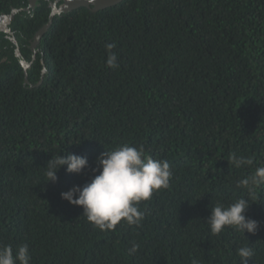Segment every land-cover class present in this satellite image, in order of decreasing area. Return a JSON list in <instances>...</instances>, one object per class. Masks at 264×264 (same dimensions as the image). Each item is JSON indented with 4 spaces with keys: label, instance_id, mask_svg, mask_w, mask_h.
<instances>
[{
    "label": "trees",
    "instance_id": "trees-1",
    "mask_svg": "<svg viewBox=\"0 0 264 264\" xmlns=\"http://www.w3.org/2000/svg\"><path fill=\"white\" fill-rule=\"evenodd\" d=\"M37 2L11 22L29 60L51 12ZM26 6L0 0V15ZM5 33L0 247L27 244L30 264H242L237 249L248 246V264H264V184L239 183L264 165V0H123L56 15L29 83ZM109 43L116 69L106 64ZM126 143L167 161L172 177L140 202L139 224L101 230L61 193L89 182L97 157ZM68 153L89 166L69 173L65 165L45 181L48 161ZM233 157L254 163L236 167ZM241 197L257 232L213 234L211 208Z\"/></svg>",
    "mask_w": 264,
    "mask_h": 264
},
{
    "label": "clouds",
    "instance_id": "clouds-1",
    "mask_svg": "<svg viewBox=\"0 0 264 264\" xmlns=\"http://www.w3.org/2000/svg\"><path fill=\"white\" fill-rule=\"evenodd\" d=\"M116 45H106L108 56L106 64L116 69L119 67L117 54L112 51ZM29 83V82H28ZM236 167L251 166V158L233 157ZM230 162V161H229ZM98 172L83 186L75 185L61 193L63 199L83 207V215L95 227L101 230H111L122 220L129 225L139 224L144 217L140 210L141 201L151 199L153 193L169 186L172 177L170 164L167 161L154 159L145 154L143 146L123 144L114 150L102 152L97 157ZM67 165L69 173H81L89 166L86 156L68 153L67 155H54L48 161L46 180H58V171ZM243 186H259L264 184V165L256 168L255 172L239 182ZM251 202L244 197L224 206L217 204L211 208L207 218L213 234H220L226 227H233L244 234H255L259 222L246 216ZM135 251V247L131 249ZM238 255L242 264H248L249 258L254 255L253 249L248 246L239 247ZM31 255L27 244L20 245L15 253L11 246L0 247V264H30ZM195 264V262H194Z\"/></svg>",
    "mask_w": 264,
    "mask_h": 264
},
{
    "label": "water",
    "instance_id": "water-1",
    "mask_svg": "<svg viewBox=\"0 0 264 264\" xmlns=\"http://www.w3.org/2000/svg\"><path fill=\"white\" fill-rule=\"evenodd\" d=\"M29 1V6L26 7L25 9L30 10L31 8L35 9L36 4L38 0H28ZM123 0H55L50 3V7L52 8V11L49 15V18L45 24H43L35 33L33 41H32V48L37 47L39 42L41 41V38L43 35L49 30V28L52 26L54 22V17L56 15L62 16L65 13H68L74 9H77L79 7H88L92 11L96 12L101 9H105L107 7L116 5L120 3ZM61 2L60 5L58 3ZM24 8H16L13 7L10 13H3L0 16V32L4 31L6 33L12 32L11 29L9 28V25L11 22L14 20L16 14L20 12ZM11 40L15 43L18 44L16 38H11ZM18 54L21 56V50L18 52ZM23 63L24 71H25V76H26V83H28V68L31 66L30 62L27 61H21ZM46 72V68H43V73H42V78L40 82H38L37 85H40L43 82V77Z\"/></svg>",
    "mask_w": 264,
    "mask_h": 264
},
{
    "label": "flooded vegetation",
    "instance_id": "flooded-vegetation-1",
    "mask_svg": "<svg viewBox=\"0 0 264 264\" xmlns=\"http://www.w3.org/2000/svg\"><path fill=\"white\" fill-rule=\"evenodd\" d=\"M48 1V5H49V7H50V3L52 2V1H55V0H47ZM39 3L37 2V4H36V6L38 5ZM61 4V2H59L58 3V5H60ZM26 7H28V6H26ZM26 7H24V9H22V10H26V11H29L28 9H25ZM51 8V7H50ZM33 9V8H32ZM51 11H52V8H51ZM51 13V12H50ZM50 15V14H49ZM1 16V15H0ZM60 16V15H59ZM49 18V17H48ZM9 28L11 29V33L10 32H8V33H5L6 35V37L7 38H9L10 40H11V38H16V40H17V42H18V38H17V36H16V34H15V31L11 28V24L9 25ZM34 38V37H33ZM12 41V40H11ZM32 41H33V39L31 40V43H32ZM13 42V41H12ZM30 43V47H31V49H32V51H33V54H32V56H31V59L29 60L26 56H24L23 54H21V56L18 54V52L21 50V46L19 45V43L18 44H15L14 42H13V44H14V54H15V57H17L18 58V62L21 64V66L23 67V63L21 62V61H27V62H30L31 63V65L34 63V61H35V58H36V52H37V48L35 47V48H32V44ZM22 53V52H21ZM6 60V58L4 57V58H2V62L3 61H5ZM0 64H1V62H0ZM23 69H24V67H23ZM24 73H25V71H24ZM42 73H43V69H42ZM41 78H42V75H41ZM41 80V79H40ZM40 80H39V82H40ZM25 82H26V76H25ZM29 82V81H28ZM38 84V83H37Z\"/></svg>",
    "mask_w": 264,
    "mask_h": 264
}]
</instances>
